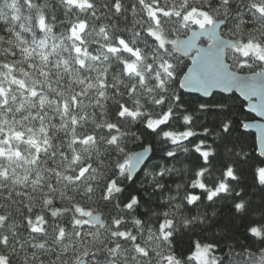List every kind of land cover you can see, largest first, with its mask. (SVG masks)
<instances>
[{
    "label": "snow or ice",
    "instance_id": "6c2138e0",
    "mask_svg": "<svg viewBox=\"0 0 264 264\" xmlns=\"http://www.w3.org/2000/svg\"><path fill=\"white\" fill-rule=\"evenodd\" d=\"M220 6H228L227 0H219ZM0 5L11 10L14 15L13 21H19V24L9 23V17L5 19L3 7H0V32L6 31L9 26L12 30L7 32L9 37L16 40V45L7 48L4 55L0 56V181L18 183L21 176L20 169H23V179L25 182L31 181L34 184L42 183V174L38 169L33 174L30 171L36 167L40 157L52 155L56 156L55 139L53 132L58 130L46 126L44 120L45 113L49 111V104L54 102L55 115L58 123L65 129H71L74 133L80 128V120H88L90 115L88 109L90 104V91L85 85L92 84L95 89H99V97H103L108 91V77L105 72L104 79H99V73L94 79L86 74L91 73L93 67H98L101 63L99 52L106 49L107 55L103 58V63L115 59L116 55L128 56L120 68L126 73V78L131 77L138 81L141 89L148 87L151 91V85L159 84L166 89L167 81L178 84L180 89H195L201 92L205 97L213 96V89H223L228 91L231 87H237L241 92L255 91V83H246L237 72L231 71L229 65L225 63V48L233 53V59L237 61L238 70L250 67L249 59H255L261 65H264V43L256 40H241L239 43H225L220 41L214 32V27L223 25V20H218L209 9L215 8V5L208 3L194 5L189 0H108L107 3H101L100 0H0ZM249 9L257 16L260 23L264 24V5H248ZM217 12L219 8L215 9ZM196 15L204 18V22L193 21L191 18ZM130 19L134 25L131 38L126 35L113 34V26L109 23L110 19L119 20ZM243 20L237 25L239 30ZM214 25L213 28H207L206 25ZM191 29V30H189ZM31 33V39L28 34ZM59 33V35H57ZM178 33L187 34L186 40L177 38ZM206 35L211 43L205 48L196 47L198 37ZM143 37L141 41L139 38ZM37 37H39L37 39ZM90 39H96L98 43L93 46L89 43ZM103 41V43H99ZM142 43L151 44L153 55L151 61L147 62V70L152 73L151 78H146L142 68L145 64L146 55L141 48ZM249 48H260L262 51L253 54L248 51ZM194 51L195 55L191 52ZM179 53L183 56L191 57V67H188L187 73L183 75L182 80H177L176 68L173 63L174 57ZM20 57V63H11L5 57ZM56 68L65 74H78L77 83L79 87L73 85V88H64L62 82L56 77L49 68ZM185 67H187L185 65ZM35 73V75H33ZM44 77H48L47 81ZM55 83L57 92L51 93V88ZM47 86V87H46ZM127 87V86H126ZM135 85L132 86V92H135ZM174 104L180 105L181 115L177 118L175 107H163L168 104V99H161L159 95L155 97V104L161 107L159 115L149 118L143 115V106L139 100H126L115 105L116 116L123 119L128 114V119L133 117L139 119L143 116V126L160 135L166 143L171 145L164 155L171 160L177 158V148L185 143L191 144V152L198 158L194 167V177L191 180L183 198L180 197V190L184 187L182 184L176 185V193L170 194L171 200L175 201L172 212L179 215L182 209H191L199 206L203 201L209 204L225 197L233 196L232 206L234 214L240 215V210L245 208L244 196L233 193L234 184L240 181L239 164L246 163L250 156L244 153L237 154L236 159H223L216 149H213L205 141L208 131L205 130L203 137L199 140L193 139V133L187 130H181V133L187 131V141L175 139L171 125L174 119L188 130L195 121L193 114L189 113L184 107V97L177 93L171 98ZM130 103L132 106L130 107ZM99 107V105H97ZM199 110L208 111L206 105L201 103ZM220 111H225L221 109ZM77 113L80 115L78 116ZM264 116V111L257 113ZM95 119V117H93ZM152 119L161 121L157 128L152 127ZM28 121H32L28 123ZM36 121H39L37 126ZM251 124H240L245 129L252 127ZM105 127L108 134L103 138L109 146H115L119 137L115 133L119 130L117 125L107 122ZM257 127H260L257 125ZM100 128V127H99ZM233 128V122L225 119L219 125V132L214 139L225 138ZM67 136V132L63 134ZM56 136V137H57ZM96 136L89 133L85 137L78 138L74 136L71 140L73 148L68 152H63L62 162L68 160L73 163L79 161L80 154L76 149L84 147L90 151L94 148L99 153V146L96 143ZM260 148L264 146V129H261L259 138ZM51 149V152L49 151ZM27 150L28 155L25 154ZM147 151V149H145ZM185 154L189 149L184 147ZM34 154V155H30ZM137 163L144 160L143 153L134 158ZM254 169L255 179L260 173H264V160ZM11 164L12 167L3 165ZM219 164L221 167L220 178L215 183L209 184L208 178L214 166ZM28 169V170H25ZM71 172V170H69ZM121 178H125L122 168H118ZM133 170H129L127 175L131 176ZM174 168L160 166L156 176L160 180L172 175ZM92 172L91 167L82 166L75 172L67 174L60 179L66 186L79 184ZM11 173V176H9ZM19 174V176H18ZM55 175L59 176V172ZM135 177H133L134 179ZM131 180L128 181L131 184ZM259 187L264 188V180H257ZM158 186L156 191H161ZM17 195H22L17 192ZM91 190L89 197H91ZM101 196L107 203L114 207L122 209V214L112 219L111 236L117 241L108 251L111 256L110 264H115L119 259L118 253L121 251L119 241H128L134 245L136 256L133 260L149 257L151 253L139 243L138 237L127 228L122 227L128 223L136 226L140 233L144 231V216L140 214V208L144 201L138 194H133L128 190L125 184L120 181L109 178L101 190ZM179 201V202H178ZM49 207L58 209L54 201H45ZM122 202V203H121ZM76 211L81 216H87L90 220L100 222L99 216H93L91 212H83L80 208ZM5 210L0 209V220H4ZM51 216L59 217L57 210L51 212ZM202 222V221H201ZM7 224V220H4ZM29 226L34 235L42 231L40 227L45 223L44 217H37L35 221L29 220ZM184 227H178L175 218H169V211L164 210L155 225L156 236L168 242L172 249L178 245V238L192 233L188 237V251L183 254V260L187 264H197V257L201 253L208 256V264H225V256L217 255L218 246L207 241H202L195 237L193 228L190 226V220L184 221ZM74 227H83L82 221L76 219ZM152 228H149L148 236H151ZM252 238L260 235L258 227L251 229ZM57 234L65 237V228L58 227ZM195 238V240H194ZM8 237L3 235L2 244L7 245ZM264 244V240L260 241ZM228 260L232 264H245L251 261L252 264H264V255L260 250L253 253L251 250L244 252L241 259V253L229 252ZM235 257V260H233ZM107 259V257H106ZM164 264H179L181 257L175 255H164L162 257ZM0 264L3 261L0 260ZM79 264V262H78Z\"/></svg>",
    "mask_w": 264,
    "mask_h": 264
},
{
    "label": "trees",
    "instance_id": "16d2710c",
    "mask_svg": "<svg viewBox=\"0 0 264 264\" xmlns=\"http://www.w3.org/2000/svg\"><path fill=\"white\" fill-rule=\"evenodd\" d=\"M100 2L107 3L108 0H100ZM205 2L206 0H189V3L194 5H201ZM207 2L215 5V8L209 9L212 15L218 20L224 21V27L221 30L222 37L237 43L241 40L249 39L264 43V24L260 23L257 16L249 9L248 0H240L239 3H236L235 0H230L227 6L230 9V13H225L223 11L219 0H207ZM216 8L220 10L217 12L215 10ZM3 13L10 18L9 23H15L18 26L19 21L11 20V17L14 15L11 10L3 7ZM196 17L197 16H195V18ZM241 20H243L244 23L240 25L238 30L237 25ZM109 23L113 26V34L120 33L131 38L134 25L130 19H110ZM57 35H59V33H57ZM185 36H187V34H177V37ZM31 37L32 34L29 33L28 38L31 39ZM38 38L39 37H37V39ZM139 39L142 41L143 37L141 36ZM90 41L93 46L98 43L96 39H90ZM99 43H103V41H99ZM201 43L206 44L207 42L202 41ZM141 48L146 55L142 71L145 73L146 78L150 79L152 73H149L147 70V62L151 61L153 47L151 44L142 43ZM255 49L258 53L262 51L260 48ZM102 52L107 54L106 49L102 50ZM233 56L234 53L230 50L227 52L226 59L230 63L231 68L239 73L250 74L264 70V65H261L257 60L251 58L249 59V68L238 70L236 67L237 61L233 59ZM124 57L125 59L130 58L128 56ZM11 58L13 59V57ZM173 63L177 65L176 77L177 80H180L189 65L188 57L177 54L173 59ZM119 65L120 62L115 59L104 62L103 67L98 65L100 71H103L105 67L108 68V92L112 95H117L118 90L122 91L124 96L120 97L121 102L132 99L129 95L131 93L132 96L135 97V100H139L140 104L143 105L144 116L154 118L159 115L162 109L156 106L155 102L152 100L154 85L150 86L151 91H149L148 87L141 89L138 81H134L133 79L129 80L124 76V72ZM185 65L187 67H185ZM86 75L93 76V73H88ZM117 78L121 79L123 83L117 85ZM109 85H111V87H109ZM133 85H135L136 88L135 92H132ZM156 91L159 90L156 89ZM137 93H139L138 96H136ZM177 93L183 95V107L189 113L193 114L195 121L188 130L179 123L178 119H174L171 129L168 130H173L175 139L183 137L182 140L187 141V131H191L193 133V139L199 140L203 137L204 131L207 130L208 136L205 142L219 152L221 162L223 159L226 162L228 160H234L237 154L240 153L250 156V159L246 163L242 162L239 164L240 181L238 184H234L232 188L233 193H237L241 190L243 191L244 198L248 200L246 213L243 215L234 214L232 206L234 197L231 195L217 200L213 204L203 201L200 204L199 211L206 217L207 222L203 225L197 224L193 229L195 237L218 246L219 250L216 254L225 256V264H232V262L228 260V255H226L230 251L233 253H241L242 259L244 252L251 250L255 253L261 248H264V244L260 241H255L252 237L248 236L246 232L249 223L260 222L252 221L250 219L251 214L253 212H264V188L259 187L257 182V180H261V177L260 174L256 179L254 177L255 167L262 166L260 163L264 158H260L256 154L255 137L250 133L243 132L242 127H240L242 122L253 120V118L244 111V103L234 94L229 96L214 94L209 100H201L198 97L182 93L177 83L169 81V83H167V88L164 89L159 96L161 99H168V104L163 105V107L171 106L177 109V118L181 115L180 105L174 104V101L171 99L174 94ZM107 103V113H101L97 105L94 103L90 104V111L89 109L88 111L92 117H95V123L91 120H87L85 126L78 129V132H83L84 135L77 136L78 138L85 137L91 133L97 138L96 143L99 146V153L97 154L95 148L90 151L88 154L90 164L86 165V167L96 168L97 173H95V175L103 177L100 181L90 182L92 186L96 188V192L93 193L91 197L83 198H80L77 193V203L75 207L62 204L59 201H54V205L59 206L58 209H55L59 212V217L53 218L51 212L54 208L49 207L45 209L42 206L39 208L32 207L33 203H40V198L37 197L36 193L30 192V189L18 186L10 190L8 187L0 186V209L5 210L9 216L10 222L17 225L14 234L12 231H6L5 228H0V238H3V235H7L8 237L7 245L0 243V251L5 250L7 247H15L19 250L20 255L24 254L25 249L28 253L34 252L36 251L34 247L35 242L37 240L43 241L47 231L52 232L53 240H59L60 243L56 244L50 241L46 252L44 249H41L42 260L51 257L52 260H60L62 262H68V264H73V262H75L76 264L80 259H85L87 264H110L111 256L108 250L117 243L111 236V232L115 230L112 228V219L122 214L123 210L107 203L101 196V190L104 188L109 178L116 179L125 184L130 192L140 195L144 201L140 208V214L144 216L143 233H140L132 223L122 226L136 234L141 245L143 238L148 236L149 228H153L157 224V213L161 208V204L159 203L160 199L166 194H175L177 184H182L184 186L180 192L187 191L194 177V167L198 162L196 155L191 152L192 145L185 143L184 145L178 146L177 158L173 161L164 155L171 145L161 139L160 135L143 126V116L139 119L135 117L128 119V114L126 113L123 119L118 118L116 116L115 105H113L111 101ZM201 103L206 105L208 111L201 112L199 110ZM131 106L132 104L130 103V107ZM113 109H115V111ZM221 109L225 111L222 112L220 111ZM225 119L233 122L231 133L225 138L214 139L216 133L219 132L221 121ZM105 121L106 123L111 122L118 126L119 130L115 135L119 137V141L115 146H109L103 139L108 134ZM53 122L58 123V118H54ZM161 123L162 120L158 121L152 119L153 128L159 127ZM36 124L38 126L39 121H36ZM96 124H102L103 126L97 128ZM181 130L187 131L181 133ZM65 139L66 137L63 134H59L55 138V145L64 144ZM147 146L151 147V157L143 170L135 177L131 184H129L127 179L128 158L133 152L146 148ZM184 147L189 149L187 154L183 151ZM60 151L65 153L68 152L66 147H61ZM59 158L62 160V157ZM53 159H57V156ZM48 166H52L51 161H48ZM160 166L174 168L177 171H174L171 176L165 179L164 189L161 191H153L151 187L147 186L145 176L147 172L156 171ZM118 168L123 169L125 178H121L120 173L117 171ZM39 170L43 176L51 179L53 185L57 183L54 174H50L42 168ZM19 171L22 176L23 169ZM34 173L35 172H33V174ZM220 173L221 167L217 164L210 173L208 183H215V181L220 178ZM17 192H22L23 194L18 196ZM29 195L33 197L31 202L29 201ZM67 195L72 196L71 191H68ZM77 208H80L83 212L99 213L105 223L104 228L101 229L98 226L89 224L86 220L87 216H81L76 211ZM212 213H215V215L213 216ZM37 217H44L45 223L40 226L42 231L34 235L28 221L30 219L35 221ZM76 219L82 221L83 227H74V221ZM59 226L65 228V237H60L57 234ZM191 235L192 233H189L182 239L178 238L177 247L172 249V252L180 256L181 260H183V254L189 250L187 243L188 237ZM28 240H31L32 243L25 244L24 242ZM119 243L121 244L120 252H123V257L119 256V259H123L125 264H134L133 257L136 256L134 245L128 241H119ZM87 247H90L91 250L87 251ZM62 248L67 250L63 251L61 254ZM149 252L151 253L149 257H142L139 259H148L155 256V253ZM233 260H235V257H233ZM9 264H22V262L19 261V257L13 255ZM184 264H187V261H184Z\"/></svg>",
    "mask_w": 264,
    "mask_h": 264
},
{
    "label": "clouds",
    "instance_id": "9594fccd",
    "mask_svg": "<svg viewBox=\"0 0 264 264\" xmlns=\"http://www.w3.org/2000/svg\"><path fill=\"white\" fill-rule=\"evenodd\" d=\"M228 3H230V0H227ZM236 3H239L240 0H235ZM248 4L249 5H253V4H261L264 5V0H248ZM0 7H3L2 5H0ZM223 11L225 13H230V9L228 7L223 8ZM7 18V15L5 14V19ZM14 26V25H12ZM12 26H9V28L4 31L3 33H0V56L4 55V51L7 48H10L12 46L16 45V40L12 37H9L7 35V32H10L12 30ZM89 43L91 44V41L89 40ZM99 56L101 57V63L100 66L103 67V58L107 55L105 52H99L98 53ZM9 62L11 63H20L21 58H16L15 60H13L10 56L5 57ZM115 60H117L120 63H123V61L125 60L124 56H120V55H116L115 56ZM49 71L52 72L56 77L59 78V80L62 82V85L64 88H73V85L76 86H80L77 83L78 80V74L77 73H73L71 75L65 74L61 71H58L56 68H49ZM105 72H108V68L105 67L103 71H100V68L98 67H93L91 73H93V78L95 79L97 77V74L99 73V79L103 80L104 79V75ZM33 75H35V73H33ZM127 74L124 73V76H126ZM49 78L48 77H44V80L47 81ZM85 80L88 79V76L85 75L84 77ZM129 80H132L131 77H128ZM121 83H123V81L119 78L116 79V84L120 85ZM166 83H169V81L166 80ZM47 87V86H46ZM85 87H87L90 91V95H89V104H95V105H99V111L101 113H107L108 112V101H111L113 105L119 104L121 103L120 97L124 96V93L122 91L117 92V95H112L110 92L106 91L104 93V96L101 98L99 97L98 93H99V89H95L94 85L92 84H88L85 85ZM109 87H111V85H109ZM156 89H158L159 91H156ZM73 90H75L73 88ZM153 91H154V95L152 96V100L153 102H155V97L157 95H159L160 93H162L164 91V88L160 87L159 84L154 85L153 86ZM57 92V88L55 83H53V86L51 88V93H56ZM130 97L135 100V97L132 96V94H129ZM139 93L136 94V96H138ZM143 106V105H141ZM49 107V111L45 113L44 116V120L46 121V126L47 127H51L52 129H56L58 130L59 134H64L65 132H67V136L65 139L64 144H57L55 146V152H56V156L57 159H53L52 155H47V156H43L41 157V159L38 162V165L36 167H32L30 169L31 172H37L38 169H43L44 171H47L50 174H54L55 179L57 181V183L55 185H53V183L51 182L50 178H46L45 176L42 175V183L41 184H34L31 181L25 182L22 176H19V180L18 183H10V182H3L0 181V186H4V187H8L10 190L11 189H15L18 186L20 187H24L27 189H30V192L32 193H36L37 197L40 198V203L36 204L33 203L32 207H43L45 209L49 208L48 203H46L45 201H59L62 204H68V205H72L73 207L76 206L77 203V193L79 194L80 198L83 197H89V191L91 190V193H95L96 192V188H94L92 186V183L90 182H97L103 179V177H101L100 175H95V173H97V169L96 168H92V172L85 178L83 179L79 184H74L72 186H66L63 182L62 179H60L61 177H64L67 174H71V172H75L78 168L82 167V166H86L88 164H90L89 158H88V154H89V150L84 148V147H80L77 148L75 151L76 153L80 154V159L79 161L73 163V161L68 160L67 162H62V160L59 157H62L64 155V153H61L60 149L61 147H66V149L69 151L73 148V145L71 143V140L74 136H83L84 133L83 132H73L71 129H65L63 128L59 123H54L53 122V115H55V104L54 102L52 104L48 105ZM115 111V109H113ZM90 111V109H89ZM77 115L79 116L80 114L77 113ZM88 120H91L93 123H95L94 118L89 115ZM32 121H28V123H31ZM87 123V121L81 119L80 120V128H83L85 126V124ZM106 123V121H105ZM103 126L102 124H96V127L99 128ZM57 132H53V138L55 139L57 136ZM49 151L51 152V149H49ZM25 154L28 155L27 150H25ZM48 161H51L52 166L49 167L48 166ZM4 167H8L11 168L12 165L11 164H7V165H3ZM28 170V169H25ZM71 170V172L69 171ZM156 171H149L146 173L145 179H146V183L147 186L151 187L153 191H156L157 186L160 189H164L165 188V182L160 180L158 176H156ZM57 172H59V176L55 175ZM9 176H11V173H9ZM71 191L72 196H68L67 192ZM21 194H23L22 192H20ZM185 192H180L179 195L181 198H183ZM238 194L243 196V191H239L237 192ZM33 199V197L31 195H29V201L31 202ZM241 203H245V208L240 210V215H243L246 213L247 211V206H248V200L246 198H244L243 201H240ZM159 203L161 204V208L159 209L158 213H157V220L159 218V216L162 214V212L164 210H168L169 211V218H175L177 221V226L178 227H184V221L186 219L190 220V226L194 229L196 227L197 224H205L207 222L206 217L204 215L201 214V212L199 211L200 209V205L194 208L189 209H182L179 215H175L172 212V207L175 203V201L171 200V195L170 194H166L163 198L160 199ZM52 211H55V209H53ZM212 215L214 216L215 213H212ZM53 218H55V216H53ZM114 219V218H113ZM250 219L252 221H260V222H254V223H249L247 225V229L246 232L248 234V236L252 237L253 233L251 232V229L253 227H258L259 231H260V235L255 237V241H261L264 240V212H253L251 214ZM4 220H7V224L4 223ZM4 220H0V228H5L6 231H12L13 234L15 233V228L17 227V225H15L14 223L10 222L9 220V216L7 213L4 214ZM202 221V222H201ZM67 234V233H66ZM52 243H56L59 244L60 241L59 240H53V233L52 232H47L45 233V239L43 241L37 240L34 244V247L36 248V251L28 253L26 251V249L24 250V254L20 255L19 250H17L15 247H7L5 250L0 251V260L3 261V264H9L11 258L13 255H16L17 257H19V261L22 262V264H68V262H62L60 260H52L51 257H49L48 259L42 260L41 259V249H44L45 252L47 251V247H48V243L49 242ZM0 243H2V238H0ZM25 244H29L32 243L31 240L25 241ZM142 245L148 249L149 251L155 253V256L150 257L148 259H136L134 260V264H164L162 257L164 255H172V248L169 245L168 242H164L162 240H160L157 236H156V229L155 227L152 228L151 231V236H147L145 238H143L142 240ZM67 249H61V254L63 253V251H66ZM87 251H90L91 248L87 247L86 248ZM260 253L261 255H264V248L260 249ZM119 256L123 257V252H119L118 253ZM73 264H75V262H73ZM115 264H125V261L123 259H118L115 261ZM179 264H184L183 260H180ZM245 264H252L251 261H247L245 262Z\"/></svg>",
    "mask_w": 264,
    "mask_h": 264
},
{
    "label": "water",
    "instance_id": "95a60500",
    "mask_svg": "<svg viewBox=\"0 0 264 264\" xmlns=\"http://www.w3.org/2000/svg\"><path fill=\"white\" fill-rule=\"evenodd\" d=\"M197 19H201V17L197 16ZM206 27L207 28H213L214 25L209 24ZM223 27H224L223 25L215 26L214 27L215 34L218 36L220 41H223L225 43H232L233 41L221 36V30L223 29ZM177 38L181 39V40H186L188 37L185 36V37H177ZM202 41H206L207 43L202 44L201 43ZM196 43H197L196 47L207 49V47L211 43V40L206 35H204V36L198 37V40ZM228 51H230V49L228 50L227 48H225V57H226ZM177 54L180 55L179 53H177ZM191 54L195 55V52L192 51ZM180 56H183V55H180ZM183 57H188V62H189L188 67H191L192 66L191 60H190L191 57L190 56H183ZM225 63H227L229 65V68L231 71L237 72L231 68V65L227 61V59H225ZM188 67H187V69H188ZM187 69L185 70L184 74L187 73ZM237 74L240 75L246 83H255V85H256L255 91L241 92V90L237 87H231V88H229L228 91H224L223 89L217 88V89L212 90L213 95L218 94V95H222V96H229L231 94H234L236 97H238L242 101V103H244V105H245L244 111L248 115H250L253 118V120L242 122L241 125L247 123V124H251L253 126L250 128H247V129L242 127V131L245 133H250L255 137L256 154L260 158H264V146H262L260 148V144H259V138L261 136V129H264V116H260L257 114L260 111H264V70L257 71L254 73H250V74H243V73L237 72ZM183 75H182L180 80L183 79ZM180 91L186 95L198 97L201 100H209L212 97V96L205 97L201 92L196 91L195 89H180ZM257 125H259L260 127H257ZM182 138L183 137H180V139H182ZM145 149H147V151H145ZM141 153H143V155L145 156V159L141 160V161H139V163H137L134 158L137 157ZM150 157H151V147L150 146H147L146 148L137 150L129 156L127 173L130 169L133 171H132L131 176L127 175L128 181L129 180L133 181L135 179V178L133 179V177H136L143 170V168L145 167V165L148 162V160L150 159ZM91 213L93 214V216H99L101 221L95 222L94 220H90L89 217H87L86 218L87 222L91 225H95V226H98L101 229H103L105 226V223L102 220L100 214L97 212H91ZM78 262H79V264H87L85 259H80ZM78 262L76 264H78Z\"/></svg>",
    "mask_w": 264,
    "mask_h": 264
},
{
    "label": "rangeland",
    "instance_id": "374dc122",
    "mask_svg": "<svg viewBox=\"0 0 264 264\" xmlns=\"http://www.w3.org/2000/svg\"><path fill=\"white\" fill-rule=\"evenodd\" d=\"M195 16H196V15H195ZM195 16H194V18L192 17V19H193L194 21L199 20L201 23L204 22V18H203V17H201V19H197V17L195 18ZM206 26H207V25H206ZM248 51H249L250 53L258 54V52H257V50H256L255 48H249ZM260 177H261V180H263V178H264V173H260ZM197 263H198V264H208V256H207V254H206V253H201V254L197 257Z\"/></svg>",
    "mask_w": 264,
    "mask_h": 264
}]
</instances>
